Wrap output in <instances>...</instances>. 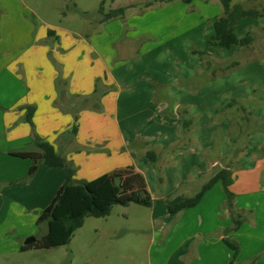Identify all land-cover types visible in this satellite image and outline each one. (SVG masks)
<instances>
[{"label": "crops", "instance_id": "crops-1", "mask_svg": "<svg viewBox=\"0 0 264 264\" xmlns=\"http://www.w3.org/2000/svg\"><path fill=\"white\" fill-rule=\"evenodd\" d=\"M212 2L211 17L202 18L197 7L191 14L192 3L180 1L101 17L81 31L41 23L26 0H0V254L22 251L68 173L43 166L26 180L33 161L12 152L32 148L38 136L76 170L77 181L130 166L145 175L151 208L161 207L159 239L167 230V249L151 252L150 264H230L225 239L240 246L234 264H264V130L257 126L264 117V57L208 75L207 60L214 64L210 57L223 48L209 43L222 13ZM173 6L177 23L167 18ZM29 106L36 109L32 124ZM240 106L251 113L249 124ZM147 151L158 155L157 166ZM222 168L234 180L232 209L219 181L196 206L168 212ZM238 214L242 224L234 229Z\"/></svg>", "mask_w": 264, "mask_h": 264}, {"label": "rangeland", "instance_id": "rangeland-1", "mask_svg": "<svg viewBox=\"0 0 264 264\" xmlns=\"http://www.w3.org/2000/svg\"><path fill=\"white\" fill-rule=\"evenodd\" d=\"M103 1L26 0L35 10L36 17L38 16L41 23L62 24L81 31L86 30L87 26L96 19L103 18V15L112 9L126 7V12L132 15L134 12L149 10L148 8L160 11L182 0L169 3L160 0H105L102 14L100 8ZM212 1L192 0V5L189 7L192 13H190L198 12L197 7L204 11L202 18L214 16L216 4ZM218 3L217 5L222 9L219 0ZM232 4H241L246 9L264 8V0H232ZM173 7L174 10L167 14V18L171 20L174 17L177 23L180 14L177 7ZM196 18L197 16L192 15L190 19ZM235 29L242 31V36L251 32L254 37L253 43L249 47H234L230 57H226L224 53L229 52L228 48H220V55L216 52L212 54V58L210 57L214 64L208 70V75L213 68H218L232 60L243 64L264 57L263 17H245L236 24ZM217 71L220 74V71ZM226 115L232 116L229 113ZM236 128L237 125L232 128L234 132ZM229 161L228 158H224L222 164L226 165ZM154 193L160 195L159 191ZM160 210L159 204L155 208L134 203L128 206L114 205L108 216L86 217L83 226L75 231L70 243L52 248H33L7 255L0 254V264H150L151 252L155 254L159 248L167 249V230L164 229L161 239L156 231ZM46 231L47 225H37L35 235L31 236L40 238Z\"/></svg>", "mask_w": 264, "mask_h": 264}, {"label": "trees", "instance_id": "trees-1", "mask_svg": "<svg viewBox=\"0 0 264 264\" xmlns=\"http://www.w3.org/2000/svg\"><path fill=\"white\" fill-rule=\"evenodd\" d=\"M162 2H173L175 0H160ZM190 3L192 0H182ZM101 4L100 13L103 14V4ZM222 6L221 15L215 20L213 27L214 32L209 39V43L213 46L224 48L232 47H249L254 37L251 32H247L244 36L239 37L236 33V24L245 17L264 18V8L246 9L241 4H232V0H219ZM126 7H120L110 10L103 15V20L114 17L124 16ZM197 52L202 58L205 56L203 51ZM208 69L211 68L213 62L207 60ZM240 65L237 60H232L225 65L213 68L212 77L220 74H227L236 69ZM85 100V104L88 102ZM236 102L231 101L230 105ZM35 107L26 108V120L32 124ZM239 110L243 114L246 123L252 121L251 113L246 108L240 106ZM185 115V114H184ZM259 128L264 130V117L257 120ZM190 125V120L184 119V130ZM73 128V133H76ZM32 148L12 152V155L20 158L32 159L33 164L28 172L26 180L30 179L43 166L63 167L68 173L63 185L58 190L52 203L44 209L37 219V225H47V231L40 238L31 244L22 245L21 250L26 251L33 248H52L70 243L74 233L84 224L85 218L92 216L96 218L108 216L114 205L128 206L131 203L151 207L155 203L151 192L148 188V182L145 175L138 172L134 167L130 166L124 169L115 170L112 173L104 174L92 181H77L75 179L76 170L70 166L66 159L55 151L54 146L38 136L33 138ZM264 152V148H263ZM147 157L157 166L158 155L154 151H147ZM162 177L159 181L162 182ZM221 182L227 195V205L233 208L234 193L230 190L233 183L232 172L228 168L218 170L193 196L185 198L178 202L175 206H167L170 214L176 215L188 208L196 206L205 192L209 190L217 182ZM234 229L242 224L241 215L234 216ZM227 246L233 251V260L230 264H234V260L240 253V246L237 242L225 239ZM251 264H257L255 262Z\"/></svg>", "mask_w": 264, "mask_h": 264}, {"label": "water", "instance_id": "water-1", "mask_svg": "<svg viewBox=\"0 0 264 264\" xmlns=\"http://www.w3.org/2000/svg\"><path fill=\"white\" fill-rule=\"evenodd\" d=\"M36 240V237L30 236L25 240V244H31Z\"/></svg>", "mask_w": 264, "mask_h": 264}]
</instances>
